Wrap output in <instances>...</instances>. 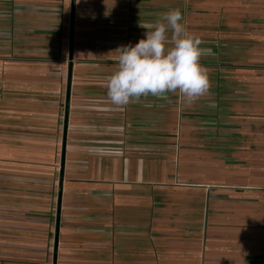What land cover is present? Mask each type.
Here are the masks:
<instances>
[{"label": "crops", "instance_id": "1", "mask_svg": "<svg viewBox=\"0 0 264 264\" xmlns=\"http://www.w3.org/2000/svg\"><path fill=\"white\" fill-rule=\"evenodd\" d=\"M72 7L0 0V264H264V0ZM177 8L208 92L114 106L115 50Z\"/></svg>", "mask_w": 264, "mask_h": 264}, {"label": "clouds", "instance_id": "2", "mask_svg": "<svg viewBox=\"0 0 264 264\" xmlns=\"http://www.w3.org/2000/svg\"><path fill=\"white\" fill-rule=\"evenodd\" d=\"M202 43L182 23L180 9L162 13L152 31L135 44L115 50L118 65L106 79L107 98L122 107L142 96L173 93L185 103H194L210 88L208 70L200 64L202 55L210 50L200 48Z\"/></svg>", "mask_w": 264, "mask_h": 264}, {"label": "water", "instance_id": "3", "mask_svg": "<svg viewBox=\"0 0 264 264\" xmlns=\"http://www.w3.org/2000/svg\"><path fill=\"white\" fill-rule=\"evenodd\" d=\"M72 4H73V7H72V25H73V22H74V5H75V0H72ZM73 27V26H72ZM72 33V38H71V41H70V49H71V52H70V61L73 60V29L71 31ZM70 83H71V77H69V87H70ZM69 93V92H68ZM68 116H69V94H67V99H66V122H65V130H64V136H66V130H67V122H68ZM64 161H65V152H64V149H63V152H62V164H61V177H60V183H61V187H62V183H63V173H64ZM61 193H60V197H59V200H58V214H57V224H56V239L58 238V234H59V218H60V210H61ZM55 259H56V253H55Z\"/></svg>", "mask_w": 264, "mask_h": 264}, {"label": "rangeland", "instance_id": "4", "mask_svg": "<svg viewBox=\"0 0 264 264\" xmlns=\"http://www.w3.org/2000/svg\"><path fill=\"white\" fill-rule=\"evenodd\" d=\"M30 155H32V153H30ZM52 160V159H51ZM49 160L48 158H29L28 160L26 159H15V160H8V162H13V164H20V163H23V164H28L29 166H39V167H42V166H45L47 167L49 165V162L51 161Z\"/></svg>", "mask_w": 264, "mask_h": 264}]
</instances>
